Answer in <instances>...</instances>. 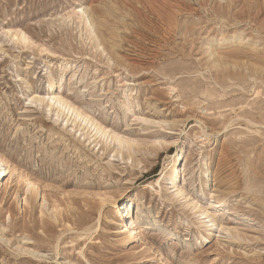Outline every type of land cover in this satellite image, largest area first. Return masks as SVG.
Returning <instances> with one entry per match:
<instances>
[{"label": "rangeland", "instance_id": "1", "mask_svg": "<svg viewBox=\"0 0 264 264\" xmlns=\"http://www.w3.org/2000/svg\"><path fill=\"white\" fill-rule=\"evenodd\" d=\"M180 149L188 199L161 174ZM0 155V264H264V0H0ZM118 200L144 239L124 240Z\"/></svg>", "mask_w": 264, "mask_h": 264}, {"label": "bare ground", "instance_id": "2", "mask_svg": "<svg viewBox=\"0 0 264 264\" xmlns=\"http://www.w3.org/2000/svg\"><path fill=\"white\" fill-rule=\"evenodd\" d=\"M78 8H79V10L75 11V8H74L72 11L77 13L79 22L82 23L86 27V29L89 31V33L91 35L94 34V36H97L98 39L102 41L101 42V44H102L103 41L105 40L104 39L105 33L101 30L100 27L102 25L104 26L105 22H103V20L98 21L97 19H95L94 15L92 14L91 11H89L88 7L81 6ZM69 14H70V12H67V15H69ZM100 16L103 17V19H105L104 13L102 15H99V17ZM106 23H107V18H106ZM103 26H102V28H103ZM107 27H106V30L107 29L110 30L111 27H109V26H107ZM113 33H114V30H113ZM109 35H110V33H109ZM111 36H110V38H111ZM114 36L115 35L113 34V37ZM16 38L19 40L20 39L26 40V36H23L22 32H17ZM56 82L57 81L55 79H53V77H52V80L50 82V85L52 88H54V86L56 85ZM127 101L130 102L131 98H127ZM48 104L50 107H52V106L55 107L57 114L62 113L64 108L73 110L74 111L73 115L75 116V118L87 123L90 130L95 133L94 135H96L97 133H101L105 137H112V139L116 140L117 144H118V148L120 151L124 148H129L130 150L134 149V145L136 142H134L131 139H124L122 137H119V135H117V134H112V130L110 131L105 126H103L98 121H96L92 116H90L89 114H86L84 111L80 110V108L77 107L75 103L68 101L64 96H62L60 94L50 95ZM160 144H162V142H160ZM181 158L182 159L184 158L183 157V149H180V151L173 156V159L167 162V164L165 165L161 174H165L164 175L165 178L167 179V181L170 182V184L172 185V188L175 190V192L179 195V197L181 199H188L189 193L181 185L182 181L185 180V176H186L185 174H183V171L180 167L181 164L179 161L181 160ZM5 164H6L5 160L0 155V186H1V184H3L4 175L7 173V167L5 166ZM205 173H206V175H205ZM203 174H204V178H206V177L208 178V180H206V186H208L210 184L209 183L210 182V180H209L210 176L213 175L211 168L207 167V169H205ZM9 180H10V178L6 182H4L6 189L9 187V184H10ZM66 192L69 194H72V197L74 196V197H78V198H86V199H89L91 201L93 200V202H94V200L99 199L101 201L102 205H104L106 202H108V200L110 199L109 196L111 197V195H108L107 192H103V191H83V192L66 191ZM15 193H16V191L13 192V194H15ZM25 201L28 204L30 203L28 198H25ZM210 203H212V206H214V207H217V206L220 207V206H223L225 204V199L224 198L221 199L220 197L212 195V199H211ZM59 206L60 205L57 206L58 211L60 209ZM191 206H192V208L196 209L197 212L200 213V215H203V224H204V226H208V227L216 224L217 215H219L220 212L222 211V210L220 211V209H215L216 213L218 212L217 215L215 216V213L213 211H211L207 208H205V209L202 208L197 201H192ZM113 208H114V210H113L114 218L117 221H122V224H121V222H118V224L120 225L119 226L120 232L122 234H124V240L125 241H131L134 237H136V239H144L141 235V231L138 230L139 224L142 222L140 219H136L135 217L128 216V215H130V212L127 208L126 201H120V200L115 201L113 203ZM61 213L63 214V212H61ZM130 222H131V225H130ZM145 243H147V242L145 241Z\"/></svg>", "mask_w": 264, "mask_h": 264}]
</instances>
